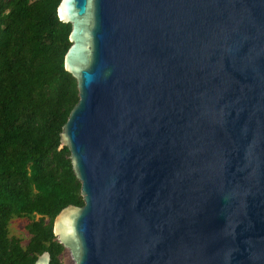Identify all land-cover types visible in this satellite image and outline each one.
<instances>
[{
	"label": "water",
	"instance_id": "1",
	"mask_svg": "<svg viewBox=\"0 0 264 264\" xmlns=\"http://www.w3.org/2000/svg\"><path fill=\"white\" fill-rule=\"evenodd\" d=\"M75 264H264V0H61ZM48 252L34 264H50Z\"/></svg>",
	"mask_w": 264,
	"mask_h": 264
},
{
	"label": "trees",
	"instance_id": "2",
	"mask_svg": "<svg viewBox=\"0 0 264 264\" xmlns=\"http://www.w3.org/2000/svg\"><path fill=\"white\" fill-rule=\"evenodd\" d=\"M60 2L0 0V264H34L45 252L62 264L55 218L84 205L60 137L79 101L65 70L71 25L58 18ZM14 219L28 220L26 245L10 235Z\"/></svg>",
	"mask_w": 264,
	"mask_h": 264
},
{
	"label": "rangeland",
	"instance_id": "3",
	"mask_svg": "<svg viewBox=\"0 0 264 264\" xmlns=\"http://www.w3.org/2000/svg\"><path fill=\"white\" fill-rule=\"evenodd\" d=\"M28 220L25 219H14L10 224V235L19 238L23 245H26L29 241V234L25 229ZM62 264H75L69 250H65L64 254L60 258Z\"/></svg>",
	"mask_w": 264,
	"mask_h": 264
}]
</instances>
